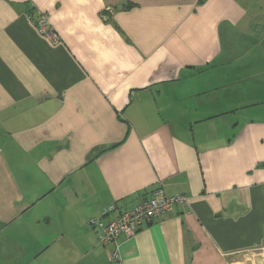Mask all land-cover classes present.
I'll return each mask as SVG.
<instances>
[{"label":"crops","instance_id":"1","mask_svg":"<svg viewBox=\"0 0 264 264\" xmlns=\"http://www.w3.org/2000/svg\"><path fill=\"white\" fill-rule=\"evenodd\" d=\"M157 187L187 206L110 261L88 221ZM263 244L264 0H0V264H264Z\"/></svg>","mask_w":264,"mask_h":264},{"label":"built area","instance_id":"2","mask_svg":"<svg viewBox=\"0 0 264 264\" xmlns=\"http://www.w3.org/2000/svg\"><path fill=\"white\" fill-rule=\"evenodd\" d=\"M35 23L40 32L51 35L45 14H38ZM187 204L188 198L185 194L166 195L161 188L157 187L148 197L120 210L117 216L108 219L94 217L88 221V225L98 228L97 241L100 244L111 246L110 261H119L120 238L131 237L144 224L150 223L177 206L184 208ZM109 209H113V206H109ZM261 249L264 250V244Z\"/></svg>","mask_w":264,"mask_h":264},{"label":"rangeland","instance_id":"3","mask_svg":"<svg viewBox=\"0 0 264 264\" xmlns=\"http://www.w3.org/2000/svg\"><path fill=\"white\" fill-rule=\"evenodd\" d=\"M259 251L264 253V250H262V249H260ZM263 257H264V256H263Z\"/></svg>","mask_w":264,"mask_h":264}]
</instances>
